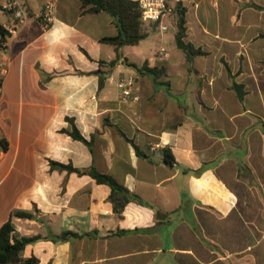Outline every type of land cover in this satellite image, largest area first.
<instances>
[{"label": "crops", "instance_id": "1", "mask_svg": "<svg viewBox=\"0 0 264 264\" xmlns=\"http://www.w3.org/2000/svg\"><path fill=\"white\" fill-rule=\"evenodd\" d=\"M23 1L26 23L0 52V137L9 142L0 151V228L25 211L33 218H13L14 235L42 237L22 257L264 264V213L252 218L248 202L250 214L237 211L264 161V0H171L174 41L153 42L159 23H146L148 37L121 47L114 66L116 49L102 41L120 33L110 14L55 0L56 20L46 27L49 0ZM178 7L186 10L185 41L206 55L189 60L177 46ZM0 12L7 17L1 23L12 25ZM146 62L157 75L131 66ZM129 79L132 96L124 102L121 84ZM234 81L245 86L242 102ZM74 126L91 145L71 136ZM52 161L111 175L145 204L132 201L119 217L108 185ZM64 232L81 237L54 242Z\"/></svg>", "mask_w": 264, "mask_h": 264}, {"label": "trees", "instance_id": "2", "mask_svg": "<svg viewBox=\"0 0 264 264\" xmlns=\"http://www.w3.org/2000/svg\"><path fill=\"white\" fill-rule=\"evenodd\" d=\"M82 7L88 12H107L110 14L119 26L120 33L114 37H107L102 39L103 42L108 43L115 47L117 52V58L111 61L109 64L114 66L122 57L119 52L123 46H135L138 45L142 40L148 37V33L144 29V22L142 20V13L139 8V4L134 0H80ZM2 10V6H0ZM187 19L186 10L182 7L177 8V33L175 35L177 46L182 49L189 60L194 56L206 55L207 52L201 48H196L194 44L185 41L187 32ZM11 38L10 33L5 26L0 23V47L3 43H6ZM227 65V64H226ZM134 68L140 71H146L157 75V68L148 67V62L144 63L142 67H138L136 64H131ZM227 70L231 77V71L227 65ZM231 88L236 92L238 99L242 102L246 96L245 86L236 83H232ZM71 136L77 140L83 141L88 145L91 142L87 141L78 129L74 126ZM9 149V142L5 138L0 137V151H7ZM136 153L142 155L138 147L135 146ZM164 159L169 165L176 163L175 158L169 149L163 151ZM52 168L59 170L76 171L80 174H89L92 176L97 183L106 184L111 188V195L109 201L113 205L114 212L121 217L126 206L136 201L140 204H145L142 199L131 193L123 184H121L116 178L111 175L98 172L95 168L89 170L75 169L72 165H63L60 163L51 162ZM24 218L32 219L33 214L25 211H14L11 215L10 220L4 223L0 228V264H40V259L36 256L29 258H23L22 252L31 243L40 240L42 237H22L19 238L14 235L15 226L13 218ZM89 236V235H88ZM91 236V235H90ZM69 237H81V235L73 232H64L59 236L53 238L54 242L65 241Z\"/></svg>", "mask_w": 264, "mask_h": 264}, {"label": "built area", "instance_id": "3", "mask_svg": "<svg viewBox=\"0 0 264 264\" xmlns=\"http://www.w3.org/2000/svg\"><path fill=\"white\" fill-rule=\"evenodd\" d=\"M171 0H137L139 8L142 13V20L144 24L146 23H159L163 31L168 30L167 20L172 15L173 9L170 5ZM2 10L9 13L13 17V23L10 26H5V28L10 33L11 37H14L18 33V28L26 23L28 18V11L23 0H6L2 5ZM57 16V4L55 0H49L43 9V14L41 16L44 25L46 27L51 26ZM177 16V14H176ZM177 25V17L173 20ZM6 43H3L0 47V52H4ZM5 67L0 64V105L3 100L2 91V77L5 74ZM133 85V79L124 81L121 84L122 87V98L121 100L127 102L132 96L131 87ZM133 100H139L138 96H134ZM160 145L154 146L153 149L158 148Z\"/></svg>", "mask_w": 264, "mask_h": 264}, {"label": "rangeland", "instance_id": "4", "mask_svg": "<svg viewBox=\"0 0 264 264\" xmlns=\"http://www.w3.org/2000/svg\"><path fill=\"white\" fill-rule=\"evenodd\" d=\"M5 20H7V17L3 13L0 12V23L4 22ZM166 25L168 26L167 31H163L161 29V26H159V29H157L156 32L152 36L153 42H157L159 39L164 38L165 44L169 46V44L174 41L173 40L174 32H175L174 25H172L169 22H167ZM233 97L235 98V95ZM239 156H243L242 153H240ZM262 156H261V159L263 158ZM255 166H256L255 173L252 174L250 172L251 173L250 190L249 191L245 190V188L241 190L243 193V196L247 198V200L245 201L241 200L240 204L237 207L238 212L240 211L241 214L244 213L247 216L248 214H250V212L248 211V206H246L248 202L249 208L251 211L250 215L252 218L258 217L256 215L264 213V161L257 163V165ZM242 187L243 185L241 186V188ZM243 196L241 198H243ZM262 224L264 225V222H262Z\"/></svg>", "mask_w": 264, "mask_h": 264}]
</instances>
